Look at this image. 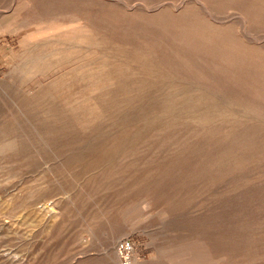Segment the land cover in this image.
Here are the masks:
<instances>
[{"label": "rangeland", "instance_id": "rangeland-1", "mask_svg": "<svg viewBox=\"0 0 264 264\" xmlns=\"http://www.w3.org/2000/svg\"><path fill=\"white\" fill-rule=\"evenodd\" d=\"M126 241L264 264V0H0V264Z\"/></svg>", "mask_w": 264, "mask_h": 264}, {"label": "built area", "instance_id": "built-area-1", "mask_svg": "<svg viewBox=\"0 0 264 264\" xmlns=\"http://www.w3.org/2000/svg\"><path fill=\"white\" fill-rule=\"evenodd\" d=\"M119 257L122 264H131L134 254V244L131 241L122 243L118 248Z\"/></svg>", "mask_w": 264, "mask_h": 264}, {"label": "bare ground", "instance_id": "bare-ground-1", "mask_svg": "<svg viewBox=\"0 0 264 264\" xmlns=\"http://www.w3.org/2000/svg\"><path fill=\"white\" fill-rule=\"evenodd\" d=\"M244 19H246V18H244ZM242 21V20H241ZM246 21V20H245ZM246 23V22H245ZM79 30V29H78ZM88 30V29H87ZM80 32V31H79ZM70 32H68V34H69ZM77 34V33H76ZM87 35V34H86Z\"/></svg>", "mask_w": 264, "mask_h": 264}]
</instances>
